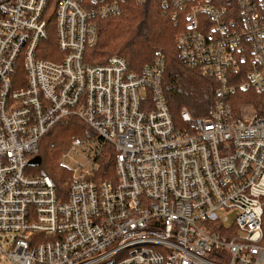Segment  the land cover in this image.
I'll use <instances>...</instances> for the list:
<instances>
[{"label":"built area","instance_id":"obj_1","mask_svg":"<svg viewBox=\"0 0 264 264\" xmlns=\"http://www.w3.org/2000/svg\"><path fill=\"white\" fill-rule=\"evenodd\" d=\"M123 2L0 0V264H264V0H160L178 61L216 84L209 116L178 122L160 52L84 61ZM69 117L58 191L32 163Z\"/></svg>","mask_w":264,"mask_h":264},{"label":"trees","instance_id":"obj_2","mask_svg":"<svg viewBox=\"0 0 264 264\" xmlns=\"http://www.w3.org/2000/svg\"><path fill=\"white\" fill-rule=\"evenodd\" d=\"M97 23L99 37L94 46L86 49V63L103 64L109 57L117 56L130 70L139 72L152 62L156 52H160L164 59L162 91L174 122H178L182 109L193 117L209 116L216 84L178 61L176 38L182 29L168 13L163 12L160 0H124L120 15ZM48 47L58 50L52 37ZM44 58L53 61L51 57ZM84 129L82 122L69 117L40 139L39 168L52 179L58 191L64 188L69 177V171L60 163V158L68 150L72 138L83 136ZM106 152H112L109 146ZM110 162L106 165L110 166ZM261 225V244L264 246V208Z\"/></svg>","mask_w":264,"mask_h":264},{"label":"rangeland","instance_id":"obj_3","mask_svg":"<svg viewBox=\"0 0 264 264\" xmlns=\"http://www.w3.org/2000/svg\"><path fill=\"white\" fill-rule=\"evenodd\" d=\"M89 133H91L90 130H88ZM69 147H67L68 149ZM70 157H72L75 161L74 162H78V163H85V156H82V155H77L75 154L74 152H71L70 153ZM64 162L67 163V164H71L73 166H75V163H70L69 160L67 159H64ZM89 166L86 165V168H88ZM40 169V168H39ZM70 175V174H69Z\"/></svg>","mask_w":264,"mask_h":264},{"label":"water","instance_id":"obj_4","mask_svg":"<svg viewBox=\"0 0 264 264\" xmlns=\"http://www.w3.org/2000/svg\"><path fill=\"white\" fill-rule=\"evenodd\" d=\"M32 164L38 165L39 164V158L35 159Z\"/></svg>","mask_w":264,"mask_h":264}]
</instances>
